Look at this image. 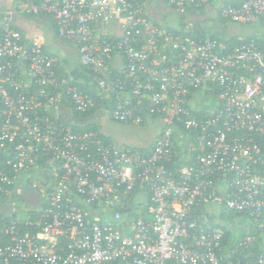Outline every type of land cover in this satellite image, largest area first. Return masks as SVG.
<instances>
[{
	"label": "built area",
	"instance_id": "1",
	"mask_svg": "<svg viewBox=\"0 0 264 264\" xmlns=\"http://www.w3.org/2000/svg\"><path fill=\"white\" fill-rule=\"evenodd\" d=\"M22 1L20 12L54 19L105 105L78 85L89 82L83 70L79 79L60 71L56 56L26 42L3 14L0 200L27 185L38 209L0 227L8 239L0 238V264H239L251 236L226 249L223 230L196 207L245 213L264 235V51L253 40L230 46L167 30L144 0ZM210 1L165 3L192 31L189 11ZM219 15L255 23L264 0L223 4ZM199 93L216 97L195 109ZM97 109L124 124L159 123L137 146L149 149L107 143L100 126L73 128L85 119L74 112Z\"/></svg>",
	"mask_w": 264,
	"mask_h": 264
},
{
	"label": "trees",
	"instance_id": "2",
	"mask_svg": "<svg viewBox=\"0 0 264 264\" xmlns=\"http://www.w3.org/2000/svg\"><path fill=\"white\" fill-rule=\"evenodd\" d=\"M239 3V0H226L224 4H232L236 5ZM214 8V3L213 0L205 4L204 6L199 7L198 9H192L188 13V18L193 22V29L192 31H185L183 28V25L181 23L183 19V15L177 14L178 18V23L179 26L175 28L171 27H165L167 30H171L180 34H188L193 37H198V38H205V37H211V38H216L218 40H222L223 42L227 43L230 46H236L244 42H249L253 40L255 44L261 48L264 51V29L260 35H253V34H248L246 36H238V35H222L217 32H212L210 29H208L205 26L206 21H210L211 18L209 17V13L213 11ZM174 12V11H173ZM49 18V21L51 25L55 28L56 31V24L54 19L46 15ZM216 19H220L221 21L226 20V18H222L219 15V7L216 8ZM156 23V22H154ZM258 23H260L263 28H264V17L259 19ZM157 24V23H156ZM89 78L88 83H79L78 85L80 86L81 89L85 90L88 92L90 95H92L95 99H97L99 106L105 105L104 101H102L98 97V85H97V78L90 74V71L88 69H82ZM212 96V97H211ZM210 97L212 99H215L214 93L210 94ZM203 110V109H202ZM95 110H90L87 113H82L79 114L77 112H74L73 116H75L78 119H83V118H89L94 114ZM205 112V111H204ZM197 115L203 114L201 111H198L196 113ZM3 121V114L1 112V105H0V124ZM99 125L91 122H85L82 124H74L73 128L76 130H97ZM105 142L107 143H113V140L109 136L103 137ZM127 147V146H125ZM130 151H138L140 153H144L147 151L149 148H144V147H127ZM194 151L190 153L188 157H186V161L188 163H193L194 161ZM179 165L178 162L176 161V158L167 164L168 167H175ZM196 211L199 212H204L207 214L209 217V226H217L223 230V245L225 246L226 249H230L234 244L237 243L238 238H241L245 236L246 234L250 235L252 240L247 243L246 245L242 246V248L237 252L236 257H239L240 263L239 264H246L247 262H250V264H254L256 261V257L259 254H263L264 256V235L262 234L261 231H259L257 228L254 226L250 225L249 228L247 229V232L244 230L241 233L234 234L232 230L227 226V224H221L220 221L216 219V217H220L221 220L225 221L228 223L229 221H232L233 219H241V220H246L248 224H251V220L246 216L245 213H238V212H233V211H228L223 208H221L220 212L216 215L215 213H211L205 205H199L196 207ZM29 215L32 217L35 215L34 211H29ZM12 219V216H4L0 214V227L3 224H7L10 220ZM28 230L30 232H35L37 228L35 225H31ZM2 243L7 242L8 239L5 236H0ZM236 257H233L235 259Z\"/></svg>",
	"mask_w": 264,
	"mask_h": 264
},
{
	"label": "rangeland",
	"instance_id": "3",
	"mask_svg": "<svg viewBox=\"0 0 264 264\" xmlns=\"http://www.w3.org/2000/svg\"><path fill=\"white\" fill-rule=\"evenodd\" d=\"M220 1L215 2L213 11H211L208 15L211 18L210 21L205 22V26L210 29L212 32H217L222 35H238V36H246L248 34L260 35L263 31V26L258 23H237L226 19L221 21L220 19H216V8L220 6L218 5ZM222 4V3H221ZM166 6V5H165ZM168 8V6H166ZM165 16L161 19H156L153 15L152 21L160 23L159 25L162 27H166L168 24H172L173 20H178L177 14L175 12H171L168 16V10L165 9ZM178 23V22H177ZM212 97V96H211ZM208 96V94L200 93L193 100L195 104V109H200L206 107L207 105H211L212 98ZM95 116H98L101 120L99 126L104 134H107L114 142V144L121 146H132L137 147L141 145L149 144L156 136L158 128L160 126L159 123H153L152 121H148L144 125H135V124H124L121 122L111 121L105 117V112L102 109H98L95 111ZM94 116V118H95ZM181 152V151H180ZM181 155V154H180ZM18 194L13 195L8 198V201L5 204L0 206V209L5 210V212L10 213L13 211L17 216H24L25 209L31 207V199L30 192L31 189L27 185H22L18 187ZM214 206V213L217 215L220 212L218 205L211 204ZM22 214V215H21ZM216 219L220 222H225L220 219V217H216ZM235 224L234 228L238 232L244 230L241 222H247L246 220H237V218L232 220ZM236 233V231H233ZM237 232V233H238Z\"/></svg>",
	"mask_w": 264,
	"mask_h": 264
},
{
	"label": "crops",
	"instance_id": "4",
	"mask_svg": "<svg viewBox=\"0 0 264 264\" xmlns=\"http://www.w3.org/2000/svg\"><path fill=\"white\" fill-rule=\"evenodd\" d=\"M217 1H220L218 5L219 4L223 5L226 0H213L214 5L215 2ZM22 2H23L22 0H0V30L3 21V14L5 12H9L10 14L9 19L11 25L23 34L24 40L26 42L42 43L46 51L56 56V58L58 59L57 67L60 71L67 72L71 77H75L77 79L81 78L83 72L82 69L79 67L76 50L68 42L60 39L57 36L55 28L51 25L49 18L46 15H31L20 12L19 7L22 4ZM144 2L146 5L147 14L151 21H152L151 17L153 15L156 17V19L159 18L162 19L165 16V11H166L165 9L168 10V16L171 12H173L170 6H168V8L166 7L167 5L165 3V0H144ZM177 22L178 20H173L172 24H168L167 26L171 28L178 27L179 23ZM157 24L159 25L160 23ZM23 82L27 83L26 78H24ZM18 187L19 186L16 187L17 190L15 194H18V189H19ZM12 196L13 195H11L10 197ZM29 196L31 199V203L29 202V204H31V207L25 209L26 211L24 213V216L29 211H35L38 209L36 208L38 206V200H37L38 196L36 194V191L31 190ZM8 198H6L5 200H0V206L2 204H5L8 201ZM206 207L207 209H209L211 213H214L213 211L214 206L212 207V205L209 204ZM219 208L222 207L219 206ZM0 214L4 216H17L13 211L8 213L2 209H0ZM17 217H20V215ZM220 223L227 224V226H229L232 232L236 231V233L234 234H238L242 232V231L238 232L237 230H235L234 228L235 224L233 223V221H229L228 223L226 222L224 223L220 222ZM241 223H244L241 225L242 227H244L245 232H247L249 226L252 225L250 223L248 224V222H241Z\"/></svg>",
	"mask_w": 264,
	"mask_h": 264
},
{
	"label": "water",
	"instance_id": "5",
	"mask_svg": "<svg viewBox=\"0 0 264 264\" xmlns=\"http://www.w3.org/2000/svg\"><path fill=\"white\" fill-rule=\"evenodd\" d=\"M98 110V109H97ZM96 114L94 113L92 116H90L89 118H85V119H83V120H81V121H76V123H85V122H91V123H95V124H97V125H99V123H100V119H99V117L98 116H95ZM94 116H95V118H94Z\"/></svg>",
	"mask_w": 264,
	"mask_h": 264
}]
</instances>
